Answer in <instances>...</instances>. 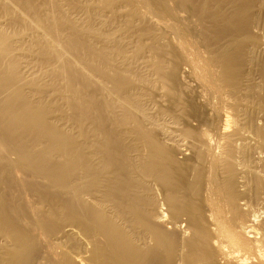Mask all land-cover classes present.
<instances>
[{
  "label": "bare ground",
  "instance_id": "1",
  "mask_svg": "<svg viewBox=\"0 0 264 264\" xmlns=\"http://www.w3.org/2000/svg\"><path fill=\"white\" fill-rule=\"evenodd\" d=\"M0 264H264V0H0Z\"/></svg>",
  "mask_w": 264,
  "mask_h": 264
}]
</instances>
